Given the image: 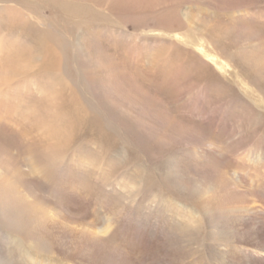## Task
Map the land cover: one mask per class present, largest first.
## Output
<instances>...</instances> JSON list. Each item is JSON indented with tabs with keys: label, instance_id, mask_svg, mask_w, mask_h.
Returning a JSON list of instances; mask_svg holds the SVG:
<instances>
[{
	"label": "rangeland",
	"instance_id": "rangeland-1",
	"mask_svg": "<svg viewBox=\"0 0 264 264\" xmlns=\"http://www.w3.org/2000/svg\"><path fill=\"white\" fill-rule=\"evenodd\" d=\"M263 245L264 0H0V264Z\"/></svg>",
	"mask_w": 264,
	"mask_h": 264
},
{
	"label": "bare ground",
	"instance_id": "bare-ground-1",
	"mask_svg": "<svg viewBox=\"0 0 264 264\" xmlns=\"http://www.w3.org/2000/svg\"><path fill=\"white\" fill-rule=\"evenodd\" d=\"M244 165V164H243ZM45 231V230H44ZM91 232V231H90ZM40 237V236H39ZM84 238V237H83ZM41 241V240H40ZM38 242V241H37ZM264 246V245H263ZM135 263V262H134Z\"/></svg>",
	"mask_w": 264,
	"mask_h": 264
}]
</instances>
